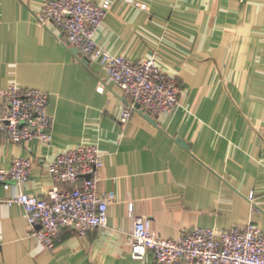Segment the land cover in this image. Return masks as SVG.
<instances>
[{"label": "crops", "instance_id": "1", "mask_svg": "<svg viewBox=\"0 0 264 264\" xmlns=\"http://www.w3.org/2000/svg\"><path fill=\"white\" fill-rule=\"evenodd\" d=\"M110 1L97 43L132 60L154 56L176 77L179 102L152 116L156 123L137 110L120 121L128 97L98 62L84 61L62 32L40 23L43 0H0V90L12 82L41 89L54 117L47 144L16 143L0 129L1 167L33 159L28 180L0 183V198L70 188L46 165L82 143L103 152L98 191L113 193L105 226L85 235L64 227L52 249L30 234L20 205L1 201L0 264H184L158 263L149 250L133 258L136 217L170 238L249 221L264 231V0Z\"/></svg>", "mask_w": 264, "mask_h": 264}, {"label": "built area", "instance_id": "2", "mask_svg": "<svg viewBox=\"0 0 264 264\" xmlns=\"http://www.w3.org/2000/svg\"><path fill=\"white\" fill-rule=\"evenodd\" d=\"M110 6V0H43L37 17L43 25L51 24L62 32L65 42L76 48L82 58L98 62L109 79L123 90L129 103L123 108L120 121L129 119L137 109L136 103L154 117L172 111L179 102L180 87L176 77L163 71L154 56L132 60L97 43L96 33ZM98 89L102 91L103 86ZM0 93V129L5 136L16 143L38 139L47 144L52 140L54 117L47 111L45 91L12 82ZM32 166L31 157H15L8 168L0 166V183L5 188L13 181L25 183ZM102 166L103 152L97 145L67 147L55 154L46 168L54 181L68 183L70 188L53 186L42 196L16 192L0 198V202L20 205L30 234L40 245L52 249L64 227L85 235L106 225L107 205L113 193L98 191L97 173ZM148 250L158 263L264 264V231L249 221L229 228H184L177 237L170 238L153 235L150 220L136 217L130 255L143 259Z\"/></svg>", "mask_w": 264, "mask_h": 264}, {"label": "water", "instance_id": "3", "mask_svg": "<svg viewBox=\"0 0 264 264\" xmlns=\"http://www.w3.org/2000/svg\"><path fill=\"white\" fill-rule=\"evenodd\" d=\"M73 51L77 52V49L76 48H73ZM83 60L86 61V62L89 61V59L87 57H83ZM135 107L137 108L136 110L138 112L142 113L146 119H148L152 123H156V120L148 112H144V111H142V109L139 108V104L138 103L135 104ZM178 140L180 141V143L183 146L188 147V145L186 144V142L184 140H182L180 137H178Z\"/></svg>", "mask_w": 264, "mask_h": 264}]
</instances>
